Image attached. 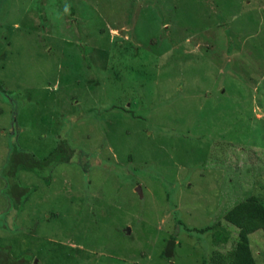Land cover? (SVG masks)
I'll return each instance as SVG.
<instances>
[{
	"label": "rangeland",
	"instance_id": "374dc122",
	"mask_svg": "<svg viewBox=\"0 0 264 264\" xmlns=\"http://www.w3.org/2000/svg\"><path fill=\"white\" fill-rule=\"evenodd\" d=\"M249 196L264 0H0V264H230Z\"/></svg>",
	"mask_w": 264,
	"mask_h": 264
},
{
	"label": "trees",
	"instance_id": "16d2710c",
	"mask_svg": "<svg viewBox=\"0 0 264 264\" xmlns=\"http://www.w3.org/2000/svg\"><path fill=\"white\" fill-rule=\"evenodd\" d=\"M48 155L49 157L47 156L48 158H46L49 160V162L52 161L51 159L53 156L57 157L56 153H49ZM25 197L26 195L22 198V201L25 200ZM234 209L235 210L233 213L236 216L235 222L239 227V231L237 234V241L234 243L230 255V264H255L249 250L247 232L251 231L254 226L259 227L264 232L263 202L255 196H249L240 206H237ZM241 211L243 212V216H241ZM17 212H19V210H17ZM162 256L163 255H161V257Z\"/></svg>",
	"mask_w": 264,
	"mask_h": 264
},
{
	"label": "water",
	"instance_id": "95a60500",
	"mask_svg": "<svg viewBox=\"0 0 264 264\" xmlns=\"http://www.w3.org/2000/svg\"><path fill=\"white\" fill-rule=\"evenodd\" d=\"M135 191L138 193V195H140V189L139 188H136ZM172 245H173V241L172 240H169L167 243H166V247L163 251V257L164 258H169L171 253H172Z\"/></svg>",
	"mask_w": 264,
	"mask_h": 264
}]
</instances>
